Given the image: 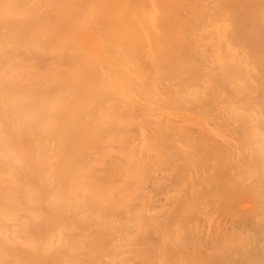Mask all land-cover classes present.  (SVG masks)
Instances as JSON below:
<instances>
[{
  "label": "bare ground",
  "instance_id": "bare-ground-1",
  "mask_svg": "<svg viewBox=\"0 0 264 264\" xmlns=\"http://www.w3.org/2000/svg\"><path fill=\"white\" fill-rule=\"evenodd\" d=\"M0 264H264V0H0Z\"/></svg>",
  "mask_w": 264,
  "mask_h": 264
},
{
  "label": "rangeland",
  "instance_id": "rangeland-1",
  "mask_svg": "<svg viewBox=\"0 0 264 264\" xmlns=\"http://www.w3.org/2000/svg\"><path fill=\"white\" fill-rule=\"evenodd\" d=\"M207 117H208L209 119H210V118H211V119H215V121L217 120V121H216L217 123L220 122L219 125L222 124V121H223L222 118H223V117H222V118H219V117L217 118V117L212 116V115H209V116H207ZM223 122H224V121H223ZM223 124H224V123H223ZM223 126H224V125H223ZM226 126H227V125H226ZM226 126H225V127H226ZM227 128H230V126H227ZM188 129L191 131L190 133H193V134H195V133H197V132L199 133V131H197V132L194 131V129H196V128H194V127H193V128L191 127V128H188ZM192 130H193V132H192ZM226 133H228V132H226ZM229 135H230V134L228 133L226 136H229ZM228 161L231 162V163L234 162V160H228ZM219 166H220V165H219ZM219 166L216 168L215 171L217 172V170H219V172H217V173L221 175V174H223L224 172L221 171V170H223V168H221V170H220V167H221V166H220V167H219ZM222 167H225V168H227V169H230V168H228L227 165H226V166H225V165H224V166L222 165ZM225 168H224V171L226 170ZM231 169H232V168H231ZM230 171H231V170H230ZM230 173H231V172H230ZM223 175H224V174H223ZM227 175H228V177H229V179H230V177H231L230 174L228 173V174H226V176H227ZM228 177H227V179H226V177H225L224 180L226 179L227 182H228V181L230 182V180H231L232 178L229 180ZM226 180H225V182H224L225 184H227ZM232 180H233V179H232ZM232 180H231V181H232ZM173 183H174V182H172V183L169 184V185H170V186H169V187H170V188H169L170 190H172L173 188L176 187V186L174 187V184H173ZM246 183H247V182H246ZM218 184H219V183H218ZM218 184H216V185H218ZM216 185H215V186H216ZM212 186H213V185H212ZM215 186H214V187H215ZM158 187H159V186H158ZM158 187L155 188L156 193H153V199L156 200V202H155L156 205L159 204V201H160V200L163 201V199H165V198H164V195L162 196V194H163L162 191H161L162 188L159 187V188H161V189H159ZM214 187H212V188H214ZM215 188H217V187H215ZM218 188H220V189H221V188L225 189L226 186H225V187H224V186H218ZM159 191L161 192V194H160L161 196H160V195H157V194H159ZM228 193H229V192H228ZM247 193H248V192H247ZM241 194H242V193H241ZM241 194H235V195L233 194V195H234V196H233L232 194L229 193V195L233 196V198H232L231 196H229V195H227V196H228V197H231V198H229L231 201H232V199H236V200H234V201L236 202V203H234V204H236V206H238V207H239V206L242 207V206H244L245 204H248V205H249V201H247V200H248V199L250 200V198L247 199V195H246L245 192H243L242 195H241ZM244 194H245V195H244ZM248 195H249V194H248ZM157 196H159L160 198L157 197ZM240 196H241V197L243 196V198H241V203H239L240 200H238ZM244 196H246V198H245ZM154 197H156V198H154ZM237 197H238V198H237ZM249 197H250V195H249ZM157 198H158V199H157ZM229 199H228V201L226 200V203L229 202V204L231 205V202L229 201ZM155 200H154V201H155ZM167 200H168V199H167ZM206 200H208V199H206ZM206 200H205V201H204V200L200 201V203H201V202H202V203H201V205H199V206H201V207H202V206H203V207H206L207 203H206V205H205V204L203 205V203H205ZM162 201H160V203L163 204ZM182 201H183V200H182ZM237 201H238V203H237ZM243 201L245 202V204L243 203ZM246 201H247V203H246ZM186 202H188V200H187ZM207 202L209 203V201H207ZM157 203H158V204H157ZM166 203H167V202H166ZM166 203L164 202V204H166ZM183 203H184V202H183ZM183 203H182V205L184 206ZM200 203H199V204H200ZM242 203H243L244 205H242ZM229 204L227 205L228 207H230ZM234 204H233V205H234ZM237 204H239V205H237ZM240 204H241V205H240ZM234 206H235V205H234ZM245 206H246V205H245ZM207 207L209 208V205H208ZM208 208H206V209H208ZM231 208H235V207L232 206ZM214 217H216V216H214ZM214 219H215V218H214ZM216 219H217V218H216ZM167 230H168V229H167ZM203 233H204V232H201V234L199 233V236H198V234H197V237H199V238L201 239L200 243L203 242L204 239H205ZM154 235H156V234H153V236H154ZM200 235H201V236H200ZM153 236H151V239L153 238V240H154L155 242H157V240H159V239H158V238H155V237H153ZM202 237H203L204 239H203ZM197 239H198V238H197ZM202 239H203V241H202ZM153 240H152V242L154 243ZM198 240H199V239H198ZM159 245H160V244L157 242V248L159 247ZM154 248H155V247H154ZM154 257H157V256H154ZM157 260H158V258H157ZM154 261H156V258L154 259ZM167 261H170V260H167ZM165 262H166V261H165Z\"/></svg>",
  "mask_w": 264,
  "mask_h": 264
}]
</instances>
